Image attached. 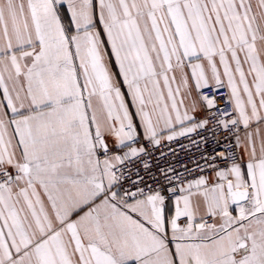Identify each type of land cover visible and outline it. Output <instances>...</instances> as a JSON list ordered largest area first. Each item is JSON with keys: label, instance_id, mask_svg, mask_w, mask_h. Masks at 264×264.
Instances as JSON below:
<instances>
[{"label": "snow or ice", "instance_id": "1", "mask_svg": "<svg viewBox=\"0 0 264 264\" xmlns=\"http://www.w3.org/2000/svg\"><path fill=\"white\" fill-rule=\"evenodd\" d=\"M0 90V264H264V0H0Z\"/></svg>", "mask_w": 264, "mask_h": 264}, {"label": "built area", "instance_id": "2", "mask_svg": "<svg viewBox=\"0 0 264 264\" xmlns=\"http://www.w3.org/2000/svg\"><path fill=\"white\" fill-rule=\"evenodd\" d=\"M227 93L228 90L226 88L222 89L221 94L216 97L221 108L225 106ZM228 107L230 110L231 106L229 105ZM243 131L244 130H239L238 135ZM201 137H207L206 142L202 141L200 139ZM193 140L200 141L198 147L196 144L192 143ZM141 143L151 149L147 141L141 140ZM235 145L236 140L234 133H228L222 129L215 130V138H213L212 133L201 131L199 133H194L191 137H182L177 141H162L161 146L152 150V154L143 157V160L152 166L151 172L154 175H158L160 168H175L180 174L187 175V173L184 172L185 165L193 170V175H197L198 170L196 169V163H199L201 168L205 167L202 156H214L220 152L231 153L235 151L241 157L240 150ZM134 146L139 148L141 145L136 144ZM123 151H127V148H124ZM117 154H119V150ZM130 167L133 172L139 170L141 175L147 177L140 161H136L131 164ZM204 174L209 177L214 175L211 170H207ZM188 178L191 179L192 176Z\"/></svg>", "mask_w": 264, "mask_h": 264}, {"label": "crops", "instance_id": "3", "mask_svg": "<svg viewBox=\"0 0 264 264\" xmlns=\"http://www.w3.org/2000/svg\"><path fill=\"white\" fill-rule=\"evenodd\" d=\"M104 39L105 40L107 39L106 36L104 37ZM108 50L110 51V46H109V49ZM111 59H112V63L114 64V57H112ZM77 63H78V61H77ZM112 71L114 73L115 72H118V68L113 67L112 68ZM5 75H7V74H5ZM117 79L120 80V82L122 84V78L121 77H117ZM173 86L175 87V85H173ZM121 91L125 94V100L129 104V106H130V111L134 112L135 109L131 107V97L129 95H127V87L126 86H122L121 87ZM0 93H2V90H0ZM93 106H94L96 115L101 120V122H103V120H104V118L106 116V110L104 109L103 101L101 99L94 98V100H93ZM260 128H261V134L264 135V125H260ZM249 130L252 131V130H254V128L253 129H249ZM239 136L241 138V141H243L244 140V137H245V132L243 131ZM255 139H256V145H257V152L259 153L260 137H256ZM109 145H110V147H115L113 141H109ZM239 150H240L241 158L243 160H247V158H248L247 157V154L243 151L242 148H239Z\"/></svg>", "mask_w": 264, "mask_h": 264}]
</instances>
